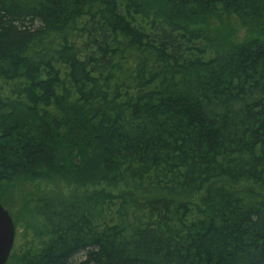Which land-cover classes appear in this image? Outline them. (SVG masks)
I'll use <instances>...</instances> for the list:
<instances>
[{"label": "trees", "instance_id": "trees-1", "mask_svg": "<svg viewBox=\"0 0 264 264\" xmlns=\"http://www.w3.org/2000/svg\"><path fill=\"white\" fill-rule=\"evenodd\" d=\"M220 15L252 30L214 51ZM24 180L57 189L5 264H264V0H0V197Z\"/></svg>", "mask_w": 264, "mask_h": 264}, {"label": "rangeland", "instance_id": "rangeland-1", "mask_svg": "<svg viewBox=\"0 0 264 264\" xmlns=\"http://www.w3.org/2000/svg\"><path fill=\"white\" fill-rule=\"evenodd\" d=\"M221 16V17H220ZM218 18H209L208 24V43L211 50H221L226 44H236L243 41L251 27L243 25L234 16L220 15ZM63 192H73L74 187L63 186ZM52 189H57L51 184L40 180H24L18 182L17 186L8 187V190L0 197V202L8 210L12 220L17 219L16 240L21 239L23 225L26 224L22 211H25L26 202L32 198L43 197L52 193ZM85 188H83L84 190ZM82 190V191H83ZM113 190V189H112ZM81 191V192H82ZM24 219V220H23ZM14 224V222H13Z\"/></svg>", "mask_w": 264, "mask_h": 264}, {"label": "water", "instance_id": "water-1", "mask_svg": "<svg viewBox=\"0 0 264 264\" xmlns=\"http://www.w3.org/2000/svg\"><path fill=\"white\" fill-rule=\"evenodd\" d=\"M15 228L8 210L0 202V264L9 259L14 246Z\"/></svg>", "mask_w": 264, "mask_h": 264}]
</instances>
